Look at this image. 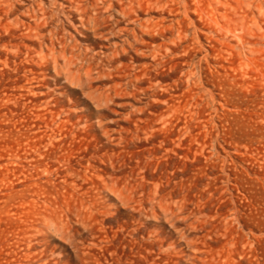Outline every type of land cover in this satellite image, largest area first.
<instances>
[{
    "label": "rangeland",
    "instance_id": "obj_1",
    "mask_svg": "<svg viewBox=\"0 0 264 264\" xmlns=\"http://www.w3.org/2000/svg\"><path fill=\"white\" fill-rule=\"evenodd\" d=\"M20 1H0V264H202L193 244L210 264H264V69L197 32L177 64L121 56L141 82L116 94L119 79L79 80L34 52ZM155 8L141 15L172 16ZM88 35L99 55L118 40Z\"/></svg>",
    "mask_w": 264,
    "mask_h": 264
},
{
    "label": "bare ground",
    "instance_id": "obj_2",
    "mask_svg": "<svg viewBox=\"0 0 264 264\" xmlns=\"http://www.w3.org/2000/svg\"><path fill=\"white\" fill-rule=\"evenodd\" d=\"M0 1L4 4L6 14L12 10L15 14L19 10L17 4L21 2L20 0ZM30 2L26 10L18 13L15 19L37 39L38 47L32 48L34 52L46 60L53 61L55 65L64 68L71 77L79 80H90L95 73L98 76L107 75L119 79L111 88L116 94L121 93L117 87L120 84L135 85L141 82L138 73H126L128 65L122 64L121 56L134 50L136 53L141 52L145 56H150L155 65L177 64L179 47L191 34L198 38L197 32L210 34L209 36L215 38L219 44L215 45L216 49L226 53L229 61L239 67L258 72L264 69V0H30ZM156 5L172 15L168 16L170 17L167 19L168 23L163 22L166 17L158 19V16L141 15V12L155 8ZM65 25L71 26L84 41H79L68 31H62L61 27ZM89 31L108 40L111 38L118 40L111 41L109 50L99 55L93 44L88 42ZM167 33L171 34L167 36ZM159 35L163 36V41L157 43L155 39ZM147 36L152 41L147 39ZM185 64L184 78H181V81L187 83L188 89L194 90L198 85L195 62L185 61ZM111 95V92H100L93 99L100 105L111 99ZM67 117L70 118V115ZM164 210L174 217L179 214L172 202H168ZM192 247L195 258L201 260L202 264H210L198 244H193Z\"/></svg>",
    "mask_w": 264,
    "mask_h": 264
}]
</instances>
